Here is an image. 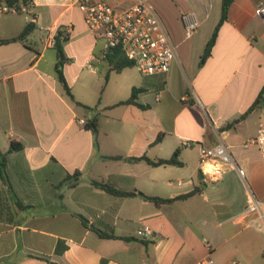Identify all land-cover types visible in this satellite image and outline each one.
Wrapping results in <instances>:
<instances>
[{
    "label": "crops",
    "instance_id": "0c3cea01",
    "mask_svg": "<svg viewBox=\"0 0 264 264\" xmlns=\"http://www.w3.org/2000/svg\"><path fill=\"white\" fill-rule=\"evenodd\" d=\"M103 1L124 10L140 0ZM143 1L175 47L176 58L161 76L144 77L134 67L111 71L103 39L87 28L73 0H30L20 12L0 3V40L19 35L36 16L35 29L22 42L0 44V153H7L14 195L0 179V264H195L207 257L231 264L234 255L257 264L255 235L264 230L249 224L244 199L249 193L264 199V165L258 148L244 144L264 121V100L247 113L264 93V20L254 14L264 0H233L202 67L221 0ZM183 13L198 21L189 39ZM59 33L66 36L62 72L74 101L55 69L51 43ZM134 87L144 89L135 102L145 108L117 105ZM96 113L97 146L85 128ZM12 142L22 149L8 153ZM199 143L228 148L244 170L242 190L234 185L241 177L235 169L226 168L218 182L203 180ZM178 148L181 166L135 160L169 159ZM75 171L79 182L70 187L63 181ZM92 181L162 199L199 191L159 205L140 196H112ZM15 200L27 207L17 209ZM91 227L118 239L100 238ZM144 227L151 233L141 237L137 232ZM58 244L65 247L61 253Z\"/></svg>",
    "mask_w": 264,
    "mask_h": 264
},
{
    "label": "built area",
    "instance_id": "2783aa9c",
    "mask_svg": "<svg viewBox=\"0 0 264 264\" xmlns=\"http://www.w3.org/2000/svg\"><path fill=\"white\" fill-rule=\"evenodd\" d=\"M73 1L81 12L87 28L103 39L105 54L112 48L121 47L127 59L144 77L164 75L170 70L176 58L175 47L160 17L147 2L140 0L124 10H118L103 0ZM254 14L264 20V4L258 5L254 9ZM181 22L184 37L191 38L198 28L196 17L193 13H183ZM54 43L55 41H52V46ZM186 145L190 146L189 143ZM248 146L258 148L264 165V121L259 124L256 136L244 144V147ZM198 162L201 177L210 183L220 181L226 168L235 169L241 177L244 176V170L237 166L228 148L222 143L211 147L199 143ZM245 213L252 216L249 221L251 226L264 230V199H258L249 193ZM150 233L148 227L137 232L141 237ZM195 264H214V260L207 257ZM231 264L239 263L233 261Z\"/></svg>",
    "mask_w": 264,
    "mask_h": 264
},
{
    "label": "trees",
    "instance_id": "16d2710c",
    "mask_svg": "<svg viewBox=\"0 0 264 264\" xmlns=\"http://www.w3.org/2000/svg\"><path fill=\"white\" fill-rule=\"evenodd\" d=\"M29 1L30 0H0V3H2L3 7L6 8L7 10L13 9L17 12H20L22 7H29ZM232 2H233V0H221L220 18H219L217 25L215 26V28L213 30V33H212L210 39L208 40V42L205 46L203 54L200 57L199 67H202L204 65V63L206 62V60L208 59V57L210 56L212 47L214 46L216 38H217L218 30L221 27V25L227 21L228 10H229ZM35 24H36V16L31 15L30 21L24 27V29L22 30V32L19 35H17L16 37H13L11 39L0 40V44L22 42L35 29V26H36ZM65 41H66V36L61 34V33H59L55 37L54 48L56 50V57H57L55 69L57 72L58 80L61 83L65 93L71 98V100L74 101L73 95L70 91L69 86L66 83V80H65L63 72H62V68H63L64 63H66L68 61V59L65 56L64 49H63V45H64ZM105 61L110 65V70L114 71L116 73H120L125 68L134 67V64L130 60L127 59V57H126V55L123 52L121 47H115V48L110 49L105 55ZM143 91H144V89L142 87L132 88L130 97L125 101L119 102V104H117V105L134 104V105L138 106L139 108H142V109L145 108L144 106L139 105L135 102L138 94L142 93ZM262 100H264V93H262L261 96L259 97V99L255 101V103L250 107V109L248 110L247 113L251 112L259 103L262 102ZM76 103L78 105L84 107L88 111H95V108L94 109L89 108V107L83 106L82 104H80L78 102H76ZM228 127H230V126H228ZM85 128L92 132V134L95 137V145L97 146L96 136H97L98 131H99L98 130L99 129V118H98L97 113L92 115L91 118L87 119L86 124H85ZM21 149H22L21 144L16 143V142H12L8 153L12 152V151H20ZM180 151H181L180 148L176 149L174 151L173 155L169 159L150 160L147 157H141V158H138L135 160L145 161L147 164H149L150 166H153V167H158V166H163V165L181 166L182 163L179 161ZM6 155H7V153H4V154L0 153V179L7 186L8 192L10 194L12 188H11L9 178H8V175L6 172V164H5ZM111 159H120V158L119 157H111ZM79 178H80V172L75 171L72 175H67L63 182L64 183L70 182V187H74L78 184ZM91 185L94 186L95 188L103 190L104 192H106L112 196H116V197L140 196V197H142L148 201H152L153 203L159 204V205L171 204L175 200H185V199L195 195L199 191L198 189H194L191 192H189L185 195H182V196H178L175 199H162V198H157V197H147L144 194H142L141 192L135 193V192L120 191V190L114 189L113 187L109 186L108 184H104V183L96 182V181H92ZM13 197H14V195L10 194V198L13 199ZM14 203H15V206L17 209H24L27 207V206L23 205L18 200H15ZM78 218L80 219V221L82 222V224L84 226H87V221L82 216H78ZM91 229L100 238L118 239L114 235L104 233V232L97 230V229H94L92 227H91ZM122 239H126V238H122ZM63 249H65V247H60V245L58 244L57 248H56V252L61 253L63 251Z\"/></svg>",
    "mask_w": 264,
    "mask_h": 264
},
{
    "label": "rangeland",
    "instance_id": "374dc122",
    "mask_svg": "<svg viewBox=\"0 0 264 264\" xmlns=\"http://www.w3.org/2000/svg\"><path fill=\"white\" fill-rule=\"evenodd\" d=\"M133 69H135V67H134ZM138 74H139V73H138ZM139 75H140V74H139ZM243 177H244V176H243ZM243 177H237V179H234V183H235L234 185H235V187H236L237 189H239V190H242V188L240 187V182L243 184V180L241 179V178H243ZM244 200H246V198H245ZM244 236H245V234L242 235V238H243ZM255 236H256V238H257L258 241H259V245H260L259 250H260L261 253H262V252H264V235L258 233V235H255ZM238 242H240L239 238H238V239H234L233 242H232L231 244H233L234 247H237L236 244H237ZM261 253H260V254H261ZM260 254H258L257 264H264V259H261V255H260ZM231 261H238V262H240V263H242V264H250V261H249V260H245V259H243L242 257H240L239 255H234L232 258H230V262H231Z\"/></svg>",
    "mask_w": 264,
    "mask_h": 264
},
{
    "label": "water",
    "instance_id": "95a60500",
    "mask_svg": "<svg viewBox=\"0 0 264 264\" xmlns=\"http://www.w3.org/2000/svg\"><path fill=\"white\" fill-rule=\"evenodd\" d=\"M51 264H53V263H51Z\"/></svg>",
    "mask_w": 264,
    "mask_h": 264
}]
</instances>
